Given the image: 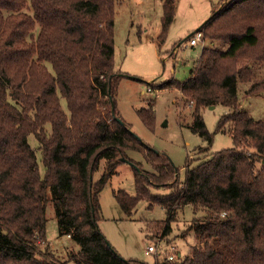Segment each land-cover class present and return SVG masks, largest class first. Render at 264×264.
<instances>
[{"label": "trees", "instance_id": "1", "mask_svg": "<svg viewBox=\"0 0 264 264\" xmlns=\"http://www.w3.org/2000/svg\"><path fill=\"white\" fill-rule=\"evenodd\" d=\"M117 4L0 0V264H62L39 247L49 203L59 233L79 245L71 254L76 264H264V118L255 119L240 104L238 84L250 81L253 70L237 65L242 55L264 62V0L214 5L198 31L204 42L221 44L203 46L185 80L148 82L156 89L181 90L193 104L190 128L209 145L214 133L201 109L216 104L229 109L217 130L228 132L234 145L188 165L180 181L171 157L146 143L118 110L124 73L114 59ZM176 9L177 0H163L159 47ZM260 90L264 79L247 92ZM137 112L153 129L154 102ZM130 150L142 152L152 169L133 159ZM123 162L134 167L135 192L118 188L113 194L128 217L142 200L149 208L162 206L167 217L158 229L164 237L185 205L204 213L190 222L196 242L189 254L174 260L156 254L150 263L124 257L108 240L99 225L100 193ZM170 181L168 193L153 191Z\"/></svg>", "mask_w": 264, "mask_h": 264}, {"label": "rangeland", "instance_id": "2", "mask_svg": "<svg viewBox=\"0 0 264 264\" xmlns=\"http://www.w3.org/2000/svg\"><path fill=\"white\" fill-rule=\"evenodd\" d=\"M229 0H177V9L169 27L166 41L158 45V35L161 31L163 0H117L116 6V36L115 64L124 76L117 93V106L120 115L130 123L146 143L158 151L168 154L179 170V181L186 177L187 166L193 167L214 152L234 145L228 132L218 131L217 124L228 107L216 104L203 107L201 113L208 130L214 133V140L209 145L202 136L192 131L193 104L187 101L177 87L156 89L148 82L176 78L185 80L202 50V47L218 39H205L203 45L192 46L189 37L212 14L213 6H223ZM253 50V49H249ZM238 66L251 65L253 78L248 82H239L238 97L240 104L249 111L255 119L264 118V90L248 93L247 89L253 82L264 79V62L254 61L246 55L239 57ZM151 88V90L149 89ZM153 88V89H152ZM251 94V95H250ZM154 102L155 121L153 129L148 128L138 115L137 110ZM62 107L68 113L65 98H61ZM48 129H51L48 126ZM32 145L38 142L30 135ZM129 155L141 161L147 169H152L142 152L130 150ZM40 172L45 173L41 153L38 154ZM104 160L95 173L97 179L101 175ZM261 162L257 163V167ZM134 167L123 162L118 172L107 182L100 193L102 219L99 225L112 245L126 258H138L152 263L155 255L161 251L169 252L172 246L183 258L191 252L196 242L195 234L189 230V225L195 215H203L202 211L195 213L193 207L185 205L179 210L177 219L172 222V231L162 237L158 223L167 217V211L160 205L148 207V202L142 200L136 212L128 217L114 196V190L124 188L130 193L135 192ZM173 182L155 187L156 193L165 194L171 189ZM46 238L40 241L39 247L53 254L62 264H76L71 260V254L79 250V245L67 234L61 235L58 230L57 217L52 203L46 209ZM155 245L159 252L147 253L148 245ZM179 258V257H178ZM177 259V258H175Z\"/></svg>", "mask_w": 264, "mask_h": 264}, {"label": "built area", "instance_id": "3", "mask_svg": "<svg viewBox=\"0 0 264 264\" xmlns=\"http://www.w3.org/2000/svg\"><path fill=\"white\" fill-rule=\"evenodd\" d=\"M203 41H204L203 34H202L201 31H198V30L195 31L191 35V37L189 38V42H190V44L192 46L198 45L200 43L203 45ZM149 89L151 90V88H149ZM175 250H176L175 247L172 246V249L169 250V252H165V250L159 252V249L157 248V246L151 244V245H148V248H147L146 252L149 253V252L156 251V252H159L157 254H159V255L167 258L168 260H174L175 258H178V257L181 256V254L180 253H177Z\"/></svg>", "mask_w": 264, "mask_h": 264}, {"label": "water", "instance_id": "4", "mask_svg": "<svg viewBox=\"0 0 264 264\" xmlns=\"http://www.w3.org/2000/svg\"><path fill=\"white\" fill-rule=\"evenodd\" d=\"M199 28V27H198ZM198 28L196 29V31L198 30ZM211 107H214V105H211Z\"/></svg>", "mask_w": 264, "mask_h": 264}]
</instances>
